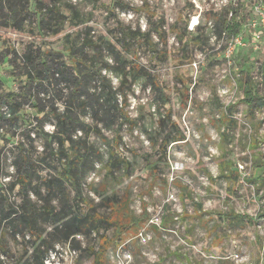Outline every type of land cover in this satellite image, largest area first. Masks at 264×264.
<instances>
[{
  "label": "rangeland",
  "instance_id": "374dc122",
  "mask_svg": "<svg viewBox=\"0 0 264 264\" xmlns=\"http://www.w3.org/2000/svg\"><path fill=\"white\" fill-rule=\"evenodd\" d=\"M47 1L64 14L51 21L59 33L48 26L40 33L34 15L26 31H0V78L5 83L0 90V185L9 190L17 182L20 149L24 147L35 171L28 192L38 206L45 204L43 179L56 177L61 163L53 155L58 149L51 137L56 120L41 121L38 108L63 109L70 98V83L59 81L57 91L45 85L38 106L31 94L12 100L6 95L22 92L25 81L19 57L26 52L37 55L39 50L53 48L65 51L68 61V33L71 43L78 45L77 53L94 65L87 89L91 100L98 99L95 109L88 106L80 111L90 129L76 131L73 136H82L94 145V154L98 153L90 157L93 168L86 175L83 195L104 214L109 211L105 196L129 197L132 214L140 215L144 207L148 211L149 220L139 234H133L126 224L117 247L106 252L105 264H264V35L257 43L248 33V45L227 59L226 42L219 35L213 40L214 33L207 29L198 34L187 31L179 38L195 10L189 0ZM254 1H240L236 16L240 24L249 25ZM145 3L152 14L142 7ZM212 13L208 16L213 17ZM157 25L166 32L165 42L153 30ZM173 25L175 31H169ZM141 34H146L154 47H149L147 37ZM196 36L200 40L193 41ZM89 40L95 41L96 47L89 45ZM132 61L156 77L166 103L148 76L123 79L105 67L108 63L119 71L129 68ZM99 70L118 90V101L109 100ZM248 80L259 97L251 104L242 87ZM117 103L124 105L134 123L118 115L114 109ZM104 107H112L113 122L102 120ZM17 108L12 115V109ZM166 110L169 116H165ZM173 122L186 138L170 141L164 150L163 141L176 133ZM117 136L121 137L119 150L131 164L129 174L119 181L106 168ZM151 165L157 167L155 176ZM115 173L121 175L123 168ZM17 191L14 189L12 198L19 202ZM63 192L77 209L72 186H65ZM59 196L53 203L60 208ZM164 214L173 217L172 222L154 230L151 225L159 226ZM54 228L51 221L40 222V231L54 245L47 264H93L87 246L97 245L95 232L62 241L64 234ZM113 231L101 229L109 236ZM34 245L25 228H9L0 258L5 264H25Z\"/></svg>",
  "mask_w": 264,
  "mask_h": 264
},
{
  "label": "trees",
  "instance_id": "16d2710c",
  "mask_svg": "<svg viewBox=\"0 0 264 264\" xmlns=\"http://www.w3.org/2000/svg\"><path fill=\"white\" fill-rule=\"evenodd\" d=\"M149 14H152L149 10V5L145 3L142 6ZM228 9L221 11L220 13H212L214 20L216 21L218 31L223 30L233 31L234 27L238 28L241 24L236 21L235 17L238 15V11H235L233 19L227 17ZM34 15L36 18L35 27H37L41 33L43 26H48L51 31L59 33V27H53L51 25L52 19H58V16H64L56 5H50L47 0H0V31L9 32L13 31H26L30 24V17ZM75 15V13H74ZM162 25H157L153 28L158 33L161 41L165 42L166 32L163 30ZM169 31H175V26H170ZM187 35V28H183L179 38H184ZM146 34H141L144 37ZM66 42L70 43L66 46L65 50L68 52V58L66 61L64 55L65 51H58L55 49H45L34 55L31 51L21 55L19 59L22 64V78L25 84L22 88V92L19 94L9 93L7 98L12 100L15 96L27 97L31 94V99H37L38 106L42 103L40 94H44L45 85L57 91V85L61 80H67L70 83L71 91L70 98L66 102L63 109L57 107H51L50 109L39 107V113L42 114L40 120L44 118H54L55 132L51 135L55 142L58 143V149L53 151L54 157L61 163V168L57 170V176L54 178L43 179L46 197L45 204L38 206L31 195L29 194V186L32 184L34 177V163L24 147L20 149V165L17 169L18 179L17 182H13L9 190L5 186L0 185V247L4 248L6 235L9 228L18 229L19 227L25 228V230L33 238L35 243L33 250L28 257L25 264H47L46 260L50 257V253L53 251L54 245L50 244L47 237L40 231V222L51 221L55 224L54 230L58 233L64 234L62 241H67L68 238L76 236L77 234H89L96 233L97 245H88L87 251L93 257V264H105V254L111 247H117V242L122 239V233L126 224H129V229L133 234L137 235L140 229L149 220L148 211L146 207L143 208V213L140 215L132 214L127 196L111 197L105 196L107 199L106 206L109 208L108 213L104 214L98 212L89 199L83 195V185L86 175L93 168L90 162V157L95 153L93 144H89L87 140L80 136L74 139V133L76 131H87L90 129L82 117L81 110H87L89 107L95 109V101L91 100L87 89V78L91 72L94 71V65L88 64V62L78 52V45L71 43L70 35L66 34ZM200 40V36L193 37V41ZM146 43L149 47H154L149 38H146ZM88 44L91 46L97 45L95 41L89 40ZM118 56V55H117ZM115 56V59H119ZM17 62L15 59L13 60ZM106 69L114 71L118 77L127 79L133 77L137 80L140 77L148 76L151 80L163 103L167 102V97L161 87L160 83L155 76L148 73H144L143 69L132 61L129 68L124 66L119 71L114 70V66L106 64ZM247 73L249 70L246 71ZM99 76L109 93V100L114 102L118 101V90L111 85V80L103 75L99 70ZM4 81L0 78V90L4 86ZM243 91L246 96V100L249 104L255 99L257 94L254 89L253 83L248 80L243 86ZM99 102V101H98ZM97 102V103H98ZM102 105V104H101ZM89 106V107H88ZM104 106V105H103ZM113 107V106H112ZM112 107H104V117L106 122H113V110ZM124 105L121 106L117 103L114 106L118 115H121L130 124L134 123V120L130 119L127 111L124 109ZM19 108L12 109L11 113L15 116ZM165 116H169V111H165ZM2 114L0 113V118ZM171 125L176 128V133L172 135L171 139L167 138L163 141L162 147L164 150L171 142L184 141L185 135L178 129L177 123L173 122ZM96 133L100 134V131L95 129ZM121 137L117 136L113 140L110 150V158L106 163L108 174L114 176L113 178L118 181L125 175L129 174L130 161L122 156L119 150L118 143ZM148 160V159H147ZM148 164H151L150 161ZM90 168V169H89ZM117 168H123V173L117 175L115 170ZM157 167L151 165V172L153 176L157 175ZM175 183V181H174ZM65 186H72L75 190V205L76 208H72L70 205L69 195L63 192ZM18 188V195L21 197V201L17 202L12 198L14 189ZM90 188V185H89ZM62 193L61 196H59ZM60 197V208L53 203L56 197ZM164 210L165 207H164ZM175 216V214H174ZM173 218V217H172ZM172 218H168L165 214L161 219L160 225H151L154 230H160V228H167L172 222ZM8 220V223H6ZM106 230L113 228L112 236L101 233V229ZM0 264H5V261L0 258Z\"/></svg>",
  "mask_w": 264,
  "mask_h": 264
},
{
  "label": "built area",
  "instance_id": "2783aa9c",
  "mask_svg": "<svg viewBox=\"0 0 264 264\" xmlns=\"http://www.w3.org/2000/svg\"><path fill=\"white\" fill-rule=\"evenodd\" d=\"M194 6L195 10L189 14V21L187 23V31L189 33H200L204 29L210 31L211 38L217 39V35L223 41H225V56L227 59H231L235 51L245 47L250 42V32L254 41L261 42V38L264 35V0H256L251 5L252 18L249 25L244 24L239 27L238 30L218 31L216 21L213 17H209L210 12H221L228 9L227 18L233 19L235 11L241 5V0H189ZM207 3L208 5H205ZM207 8H206V7ZM208 11V12H207ZM207 12V13H206ZM236 19V17H235ZM238 21V20H236ZM216 33V34H215ZM249 33V34H248Z\"/></svg>",
  "mask_w": 264,
  "mask_h": 264
}]
</instances>
